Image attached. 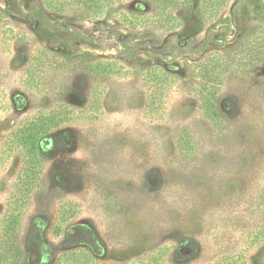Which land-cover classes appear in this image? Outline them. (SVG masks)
Instances as JSON below:
<instances>
[{"label":"rangeland","instance_id":"374dc122","mask_svg":"<svg viewBox=\"0 0 264 264\" xmlns=\"http://www.w3.org/2000/svg\"><path fill=\"white\" fill-rule=\"evenodd\" d=\"M0 264H264V0H0Z\"/></svg>","mask_w":264,"mask_h":264},{"label":"trees","instance_id":"16d2710c","mask_svg":"<svg viewBox=\"0 0 264 264\" xmlns=\"http://www.w3.org/2000/svg\"><path fill=\"white\" fill-rule=\"evenodd\" d=\"M61 117H57L50 112L47 115H38L27 120L14 133L12 144L21 148L26 164L25 176L31 173L33 165L38 159H42L39 143L44 140V136L60 123Z\"/></svg>","mask_w":264,"mask_h":264}]
</instances>
